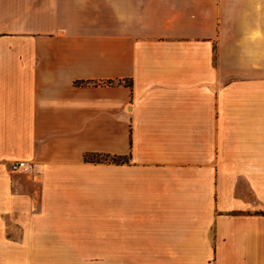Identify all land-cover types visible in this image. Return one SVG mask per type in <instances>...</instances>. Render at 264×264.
Returning <instances> with one entry per match:
<instances>
[{
  "label": "crops",
  "instance_id": "1",
  "mask_svg": "<svg viewBox=\"0 0 264 264\" xmlns=\"http://www.w3.org/2000/svg\"><path fill=\"white\" fill-rule=\"evenodd\" d=\"M0 264H264V0H0Z\"/></svg>",
  "mask_w": 264,
  "mask_h": 264
},
{
  "label": "trees",
  "instance_id": "2",
  "mask_svg": "<svg viewBox=\"0 0 264 264\" xmlns=\"http://www.w3.org/2000/svg\"><path fill=\"white\" fill-rule=\"evenodd\" d=\"M86 160L89 161H113V162H124L128 160V157L119 155V154H111L106 152H87L84 155Z\"/></svg>",
  "mask_w": 264,
  "mask_h": 264
},
{
  "label": "built area",
  "instance_id": "3",
  "mask_svg": "<svg viewBox=\"0 0 264 264\" xmlns=\"http://www.w3.org/2000/svg\"><path fill=\"white\" fill-rule=\"evenodd\" d=\"M35 169V162L28 159H18L10 163V170L31 173Z\"/></svg>",
  "mask_w": 264,
  "mask_h": 264
}]
</instances>
